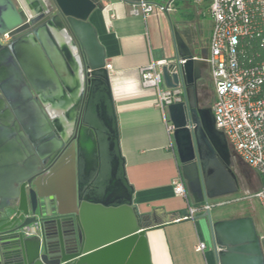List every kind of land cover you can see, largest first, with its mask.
I'll return each mask as SVG.
<instances>
[{
    "label": "water",
    "instance_id": "water-1",
    "mask_svg": "<svg viewBox=\"0 0 264 264\" xmlns=\"http://www.w3.org/2000/svg\"><path fill=\"white\" fill-rule=\"evenodd\" d=\"M163 7L172 54L163 86L182 100L164 109L193 205L237 193L232 154L201 86L208 69ZM94 0H0V264H152L147 215L121 155L106 52ZM208 225L216 264H264V236L250 215ZM33 227L26 235L24 227ZM69 251L54 259L57 251Z\"/></svg>",
    "mask_w": 264,
    "mask_h": 264
},
{
    "label": "crops",
    "instance_id": "crops-1",
    "mask_svg": "<svg viewBox=\"0 0 264 264\" xmlns=\"http://www.w3.org/2000/svg\"><path fill=\"white\" fill-rule=\"evenodd\" d=\"M98 2L100 6L89 20L105 48L106 62L111 65L109 81L121 155L127 179L134 188L133 204L138 214L149 217L152 226L146 234L151 262L216 264L210 250L207 221L200 214L193 219L181 218L188 200L173 192L172 181L179 175V164L167 116L157 105V91L141 83L143 66L172 54L166 17L156 9L148 16L133 15L132 5L122 0ZM172 23L185 37L193 56H208L212 20L200 35L205 42L199 44L198 36L189 34L183 21L175 19ZM206 74L211 79L209 67ZM257 180L259 189L264 180L259 175ZM250 201L258 204L255 199ZM200 241L206 244L203 252L194 249Z\"/></svg>",
    "mask_w": 264,
    "mask_h": 264
},
{
    "label": "built area",
    "instance_id": "built-area-1",
    "mask_svg": "<svg viewBox=\"0 0 264 264\" xmlns=\"http://www.w3.org/2000/svg\"><path fill=\"white\" fill-rule=\"evenodd\" d=\"M104 1V0H98ZM259 10L264 25V0H210L209 12L212 27L209 37L208 56L204 59L210 70L214 89L211 105L215 127L222 131L233 157L249 169L264 177V61L250 66L239 65L236 51L238 39L252 33L250 27L251 5ZM169 11L172 5L168 6ZM163 13V7L141 2L132 4L131 14L148 16L154 10ZM9 40L7 32L0 35V42ZM165 60H152L140 69L141 83L157 91V105L164 110L167 105L182 100V89H166L163 86L161 66ZM109 71L111 65L106 62ZM169 132L172 125L168 123ZM175 195L187 199L185 182L181 176L172 181ZM246 197L255 199L264 211V185L254 192L246 191ZM227 197V196H226ZM226 197L208 200L200 205L188 203L182 219H193L205 210L223 206ZM26 235L33 227H24ZM205 242H198L195 251L203 252Z\"/></svg>",
    "mask_w": 264,
    "mask_h": 264
},
{
    "label": "rangeland",
    "instance_id": "rangeland-1",
    "mask_svg": "<svg viewBox=\"0 0 264 264\" xmlns=\"http://www.w3.org/2000/svg\"><path fill=\"white\" fill-rule=\"evenodd\" d=\"M209 1L210 0H184L176 6L172 4V10L170 11L173 12V14L170 15L172 21L175 19L183 21L188 33L198 36V44L200 42H205L200 35H202L201 32L204 26L206 28L209 21L212 20L209 12ZM201 94L207 97L205 98L207 106L213 103V84L208 74H205L203 85L201 86ZM231 161V167L238 179L240 190L237 193L226 197L229 199L227 204L212 208L211 215L213 219L250 215L255 222L258 234L264 236V211L256 202L252 203L250 201L251 198H245L244 196L246 195L243 194L245 190H249V192L257 190L258 175L253 170L239 162L237 158L232 156ZM261 178L264 180V177Z\"/></svg>",
    "mask_w": 264,
    "mask_h": 264
},
{
    "label": "trees",
    "instance_id": "trees-1",
    "mask_svg": "<svg viewBox=\"0 0 264 264\" xmlns=\"http://www.w3.org/2000/svg\"><path fill=\"white\" fill-rule=\"evenodd\" d=\"M98 3V0H94ZM184 0H175L173 4L176 6ZM99 5V3H98ZM250 27L252 33L248 36H242L236 44L237 59L242 67H250L264 61V25L262 23L259 10L255 5H251ZM179 176L180 172H179ZM188 203L191 199L187 196Z\"/></svg>",
    "mask_w": 264,
    "mask_h": 264
},
{
    "label": "flooded vegetation",
    "instance_id": "flooded-vegetation-1",
    "mask_svg": "<svg viewBox=\"0 0 264 264\" xmlns=\"http://www.w3.org/2000/svg\"><path fill=\"white\" fill-rule=\"evenodd\" d=\"M203 97H204V99L205 98H207L205 95H203ZM206 100V99H205ZM205 105H206V103H205ZM212 105V104H211ZM210 105V106H211ZM69 254V251H66V250H64V251H57V253L54 255V259H60L61 257H62V255H68Z\"/></svg>",
    "mask_w": 264,
    "mask_h": 264
}]
</instances>
